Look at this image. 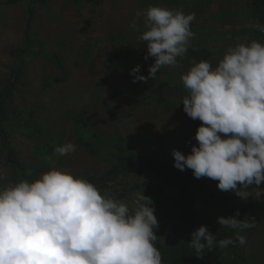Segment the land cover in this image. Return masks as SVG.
<instances>
[{
	"label": "rangeland",
	"instance_id": "obj_1",
	"mask_svg": "<svg viewBox=\"0 0 264 264\" xmlns=\"http://www.w3.org/2000/svg\"><path fill=\"white\" fill-rule=\"evenodd\" d=\"M26 1L0 6V87L11 78L18 64L12 52L26 41ZM245 5V0H49L47 4L35 5L32 33L36 47L9 102L11 120L6 125L11 144L31 181L51 168H63L86 178L111 167L112 161L104 151L89 150L88 134L74 121L84 108L89 110L90 121L105 144L124 134L128 145L145 156L174 164V149L189 154L197 143L195 134L201 121L184 112L178 93L173 92L170 101L159 106L148 105L146 95L157 84L158 75L166 78L171 88L184 89L181 76L190 69V61L178 58L179 66H164L155 79L134 83L131 69L139 64L141 73L147 76L155 57L145 60L147 47L137 39L146 30L143 15L136 18L139 30L129 25L137 10L150 6L195 13L191 22L195 35L190 38V46L209 49L212 56L208 61L215 67L229 47L260 41L251 33L253 25L244 11ZM69 141L77 145L75 153H55L56 146ZM0 170L6 173L0 183L22 180L7 166L1 142ZM183 171L193 173L187 168ZM199 180L232 203L264 197V183L250 185L253 194L241 199L234 191L220 190L216 180ZM152 183L162 185L171 196L159 217L173 214L182 193L171 182L144 169L123 175L101 192L130 203L134 192L144 190L146 194ZM125 188L133 190L120 197ZM259 192L261 195L257 196ZM253 217L256 226L241 233L247 238L245 245H239L242 264H264V208L246 218ZM166 221L168 225L173 222ZM225 232L221 227L217 239L224 238Z\"/></svg>",
	"mask_w": 264,
	"mask_h": 264
},
{
	"label": "clouds",
	"instance_id": "obj_2",
	"mask_svg": "<svg viewBox=\"0 0 264 264\" xmlns=\"http://www.w3.org/2000/svg\"><path fill=\"white\" fill-rule=\"evenodd\" d=\"M142 15L146 30L137 39L147 47L145 60L155 61L147 76L139 64L131 69L134 83L155 79L164 66H179L195 35V13L150 6L137 10L129 27L139 30L136 18ZM258 27L264 32V25ZM181 80L187 89L183 110L201 124L189 154L173 150L174 167L191 169L197 179L216 180L220 190L248 198L250 185L264 183V43L229 47L215 67L207 60L193 61ZM76 150L69 141L54 151L66 156ZM5 179L0 170V181ZM132 196L128 203L104 194L63 168H51L31 182L0 183V264H163L155 246L154 201L144 190ZM239 215L237 210L217 219L234 236L218 240L207 225L193 231L190 246L197 256L205 249L245 245L241 233L256 221Z\"/></svg>",
	"mask_w": 264,
	"mask_h": 264
},
{
	"label": "trees",
	"instance_id": "obj_3",
	"mask_svg": "<svg viewBox=\"0 0 264 264\" xmlns=\"http://www.w3.org/2000/svg\"><path fill=\"white\" fill-rule=\"evenodd\" d=\"M49 0H27L28 21L25 33V44L15 48L12 55L18 64L13 69L11 78L0 87V142L5 151L6 164L15 170L23 179L31 182V175L21 162L16 150L11 144L10 133L6 127L11 120L9 102L18 86L21 84L28 58L34 52L36 40L32 33V23L35 18L37 4H47ZM19 3V0H0V6ZM247 8L254 19V37H259V25H264V0H246ZM261 42L263 40L260 38ZM212 52L207 48H195L190 46L185 58L192 62L209 60ZM170 83L162 75H158V82L146 95L147 103L151 106H159L170 101L171 94L178 93L179 100L187 95V89L169 88ZM176 90V91H173ZM78 128L88 134L86 146L93 153L105 152L106 157L112 161L111 167L100 175L88 176L86 179L94 183L100 191L111 187L123 175L135 169H144L156 176L171 182L181 193L182 199L173 211V214L159 217L160 212L170 201V194L158 183L148 185V193L155 205V214L159 221V227L155 230L158 236L155 246L162 254L163 264H242L239 243L229 245L226 249L214 247L212 250L205 249L199 257L190 246L191 233L201 225H207L215 235L220 231L218 224L219 216H233L239 210L238 219H245L252 212L264 208V197L257 200L232 203L215 190L206 186L189 171H181L166 159L153 158L142 155L133 150L127 143L124 134L105 144L102 135L96 130L90 121L89 110L84 108L74 116ZM104 146V147H103ZM133 188L123 190L120 197L126 196ZM167 220L173 221L168 225ZM224 238L234 236V230L227 228Z\"/></svg>",
	"mask_w": 264,
	"mask_h": 264
},
{
	"label": "crops",
	"instance_id": "obj_4",
	"mask_svg": "<svg viewBox=\"0 0 264 264\" xmlns=\"http://www.w3.org/2000/svg\"><path fill=\"white\" fill-rule=\"evenodd\" d=\"M245 3H246V0H245ZM245 10V12H246V14L248 15V17H250V19H251V21H252V25H253V27H252V29H251V33L254 35V33H253V30H254V28H255V26H254V19L251 17V15H250V11H249V9L247 8V3H246V5H245V8H244ZM257 35H259V39H260V34H259V31H258V34ZM257 39V38H256ZM261 41V40H260Z\"/></svg>",
	"mask_w": 264,
	"mask_h": 264
},
{
	"label": "built area",
	"instance_id": "obj_5",
	"mask_svg": "<svg viewBox=\"0 0 264 264\" xmlns=\"http://www.w3.org/2000/svg\"><path fill=\"white\" fill-rule=\"evenodd\" d=\"M259 34H260V38L263 40V42H264V32H261L260 30H259Z\"/></svg>",
	"mask_w": 264,
	"mask_h": 264
}]
</instances>
